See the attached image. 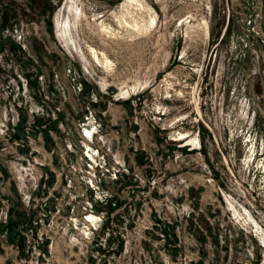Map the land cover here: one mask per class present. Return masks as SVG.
<instances>
[{"label":"rangeland","instance_id":"rangeland-1","mask_svg":"<svg viewBox=\"0 0 264 264\" xmlns=\"http://www.w3.org/2000/svg\"><path fill=\"white\" fill-rule=\"evenodd\" d=\"M133 1L0 0V264H264V0Z\"/></svg>","mask_w":264,"mask_h":264},{"label":"bare ground","instance_id":"bare-ground-1","mask_svg":"<svg viewBox=\"0 0 264 264\" xmlns=\"http://www.w3.org/2000/svg\"><path fill=\"white\" fill-rule=\"evenodd\" d=\"M126 1H127L128 3H131L132 0H126ZM134 1H135V0H134ZM134 1H133V2H134ZM132 23H133V22H132ZM127 24H128V23H127ZM130 26H131V25H130ZM135 27L137 28V24L134 25V28H135ZM136 30H137V29H136ZM93 53H94V52H93ZM93 57H94L95 61L97 62V61H98V58H97L96 53L93 54Z\"/></svg>","mask_w":264,"mask_h":264}]
</instances>
